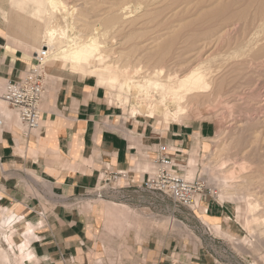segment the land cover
I'll return each instance as SVG.
<instances>
[{
  "label": "bare ground",
  "instance_id": "bare-ground-1",
  "mask_svg": "<svg viewBox=\"0 0 264 264\" xmlns=\"http://www.w3.org/2000/svg\"><path fill=\"white\" fill-rule=\"evenodd\" d=\"M13 3L15 9L27 14L26 20L21 14L17 20L27 25L43 22L38 31L43 37L39 48L30 51L33 62L36 54L43 52L45 64L69 69L95 87H104L110 103L118 104L129 117L160 120L155 129L161 130L167 113L184 125L206 105L214 110L204 119L241 113L244 117L239 124L229 125L233 126L229 131L221 129L213 138L212 157L202 172L209 180H222L223 187L216 192L218 202L227 203L248 234L258 243L262 240L264 194L254 189L264 185V159L258 154L256 138L249 143V153H242V148L249 134L264 129V104L259 103L264 95V0ZM36 32L34 25L30 34L9 39L31 49ZM45 77V85L58 82L47 74ZM10 113L0 97V119ZM197 162L193 156L188 158L183 177L194 178ZM128 209L115 205L110 210L126 214ZM201 214L203 224L214 234L234 240L215 219ZM20 218L0 209V264H30L35 259L32 242L36 230L29 222L17 231L20 243L11 238ZM168 224L180 227L173 217ZM244 242L257 250L253 241L245 238Z\"/></svg>",
  "mask_w": 264,
  "mask_h": 264
},
{
  "label": "crops",
  "instance_id": "crops-1",
  "mask_svg": "<svg viewBox=\"0 0 264 264\" xmlns=\"http://www.w3.org/2000/svg\"><path fill=\"white\" fill-rule=\"evenodd\" d=\"M13 4L0 0V21L6 26L5 33L0 31V84L17 79L32 63V55L9 39L27 34L23 20L14 19ZM23 59L31 63L24 65ZM45 72L58 82L45 85L40 127L24 135L11 108L0 125V209L21 216L12 230L14 243L21 242L22 223L36 230L30 264H213L215 256L201 244L179 246L171 229H157L153 218L159 207L170 214L174 203L142 186L158 145L190 142L192 147L205 134L202 124L190 130L192 124L169 121L156 130L157 120L124 118L104 87L57 65L46 64ZM117 171L127 177L104 182V198L90 194L110 176L106 172ZM115 205L149 217L141 221L110 210ZM206 216L224 221L214 207Z\"/></svg>",
  "mask_w": 264,
  "mask_h": 264
},
{
  "label": "rangeland",
  "instance_id": "rangeland-1",
  "mask_svg": "<svg viewBox=\"0 0 264 264\" xmlns=\"http://www.w3.org/2000/svg\"><path fill=\"white\" fill-rule=\"evenodd\" d=\"M18 13L21 14L22 19L26 20L27 14L20 12V10H18V12H15V16H14L15 20L20 19ZM31 24L32 25H27L23 23L24 27L23 26L22 27H23V30L27 29L26 35H28L32 32V27L34 25L36 26L37 28V32L35 34L36 41H34V43L31 44L33 48L25 49L23 47H19L25 50L26 52H28L29 55H31L30 51L32 49L39 48V44L41 40L43 39L41 34L38 33V31L42 30L43 22H39L35 20V21H32ZM5 30H6L5 24L0 21V31H2V33H5ZM15 30L17 31V33H19L20 29L17 27L15 28ZM30 59L31 58L29 57V61L33 62V60L32 59L30 60ZM23 61H24V65L28 64L29 62L25 59H23ZM81 77L85 79L84 76H81ZM45 78L47 82L48 78L47 77ZM262 97H260L261 98L259 102L260 104H264V95H262ZM115 105L118 106V104H115ZM6 107H8L7 104H6ZM119 110L123 113L124 118H129L128 113L124 109L119 108ZM213 110L214 108L212 105H206V108L203 109L202 112L198 111L197 113L192 114L187 118L189 119V125L192 124L191 128H189L190 130L197 129L201 124L205 130L204 136L203 137L200 136L199 139L196 140L195 145H192V147H189L190 142H186V143L184 142V144L181 146L179 144L178 145L173 144L172 145L173 147L170 146L173 149L175 148L179 150L181 149V152H183V154H180L182 156L175 158L173 156H175L174 154H177V153L173 152V149L172 151H170L171 158L176 163V169L179 170L182 174L183 172L186 173L189 167L187 163V160L189 157L193 156L198 160V162L196 163L197 171H196L194 178L198 179L204 187H203V192L197 198V206L195 208L190 209V208L176 205L174 203L172 206V213L170 214H168L169 212L166 213L164 207H159L158 216L157 218H153V219L156 220L157 225L160 227L157 229L164 231L166 230V228H169L172 230V232L169 233V235L173 237L174 241L175 240L179 241V244H178L179 246H180V242H181V246L183 245L193 246V242H195L199 246L200 244L204 246V248H206L208 253L215 256V259L213 260V264H264V247L263 248L260 247V245L264 246V233L261 237L262 240L259 243H258L259 241L258 239H254L255 238L254 236H252L250 233L248 234L246 229L238 221L235 213L231 210L229 205L225 202L224 203L218 202V197H217L216 192L219 191L223 187L222 180H219V181L209 180L208 175L202 172L203 165L208 162L209 157H212V155L210 156V154L215 147L213 138L217 136V134L219 133L221 129L225 130L227 128L228 131L229 129L231 130V127L233 128V126H229V125L239 124V121L243 119L244 117L243 115L239 116L241 115V113L240 114L233 113L228 116L225 114H224L225 116H222V117L219 116L221 118L219 117L218 118L211 117L209 119L203 118V116L211 114ZM232 115L234 116L232 117ZM137 116H138L137 117L138 119L147 120L151 122L152 124H155V120H156L155 118L150 119V117H145L142 115H137ZM237 119H238V123H235L237 122ZM15 120H18L17 114H16ZM164 120H165V122H163L164 125H166V123H168L169 121L182 123L179 120H175L171 116V114H168V113L166 114V117ZM158 122H160V120ZM180 125H184V124L182 123ZM189 125H185V126H189ZM186 128L187 127H185V129ZM260 130H261L260 132L257 131V132L249 134L247 142L243 145L242 153H246V152L249 153V143H252L254 139L256 138L255 139L256 142L254 143H256L255 145L258 147V154L260 155V157H262V159H264V129L261 128ZM224 138L227 139V136ZM148 164H149L148 171L149 173H152V171L154 170V164L153 163L152 164L148 163ZM104 182H108V181H104ZM104 182H102L101 184L104 185ZM96 188L97 186L94 187L93 190H95ZM254 190H256L257 192L260 191V193L263 191L261 193L262 195L264 194V185L261 186V188L256 186ZM158 194L161 195L160 193ZM99 199H102V197ZM236 203L239 204L238 202ZM212 207H214L215 209H218L219 212L223 213L224 221L219 224L221 225L222 231L231 234L234 240H229V239H226L225 237H221L219 235L214 234L210 226L208 225L205 226L203 224V219H201V215H202L201 212H204V214H209L210 211L212 210ZM260 207L261 209L264 208V201H262ZM168 209L170 211L171 208L169 207ZM128 210H129V213L124 214L125 216H129L130 214L135 216V218H138V216H140L139 219L141 221L147 220V218L149 217L148 215L146 216L143 213H138L137 211H133L131 208H129ZM167 215H170V216H167ZM170 217H173L174 221L178 222L180 227L175 228L174 226H171V225L169 226L168 219ZM245 238L248 239L249 242L253 241L257 250L253 249V247L250 244H246L244 242Z\"/></svg>",
  "mask_w": 264,
  "mask_h": 264
},
{
  "label": "built area",
  "instance_id": "built-area-1",
  "mask_svg": "<svg viewBox=\"0 0 264 264\" xmlns=\"http://www.w3.org/2000/svg\"><path fill=\"white\" fill-rule=\"evenodd\" d=\"M44 53L36 54V60L25 66L23 73L14 80H5L0 84V97L7 106L15 110L21 124L22 132L28 135L38 129L41 125V101L45 93V62ZM2 119H0V125ZM169 145L162 143L158 145V155L153 159L156 164L155 170L148 173L142 181V186L148 191L160 193L170 198L173 203L186 208H195L197 198L203 192V185L198 179H186L176 169V163L171 158ZM175 153H181V149H173ZM110 176L102 177V181L111 178H126V171L108 173ZM106 186L100 184L90 194L97 198H104Z\"/></svg>",
  "mask_w": 264,
  "mask_h": 264
}]
</instances>
